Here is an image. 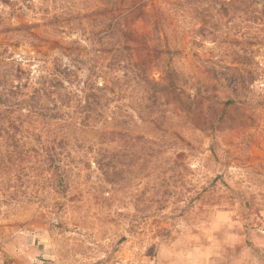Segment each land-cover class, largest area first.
Masks as SVG:
<instances>
[{
  "label": "rangeland",
  "instance_id": "obj_1",
  "mask_svg": "<svg viewBox=\"0 0 264 264\" xmlns=\"http://www.w3.org/2000/svg\"><path fill=\"white\" fill-rule=\"evenodd\" d=\"M0 261L264 264V0H0Z\"/></svg>",
  "mask_w": 264,
  "mask_h": 264
},
{
  "label": "trees",
  "instance_id": "obj_2",
  "mask_svg": "<svg viewBox=\"0 0 264 264\" xmlns=\"http://www.w3.org/2000/svg\"><path fill=\"white\" fill-rule=\"evenodd\" d=\"M232 104L231 102L225 103V106L227 107L228 105Z\"/></svg>",
  "mask_w": 264,
  "mask_h": 264
},
{
  "label": "crops",
  "instance_id": "obj_3",
  "mask_svg": "<svg viewBox=\"0 0 264 264\" xmlns=\"http://www.w3.org/2000/svg\"><path fill=\"white\" fill-rule=\"evenodd\" d=\"M0 264H8V263H4L3 261H0ZM24 264V263H23Z\"/></svg>",
  "mask_w": 264,
  "mask_h": 264
}]
</instances>
